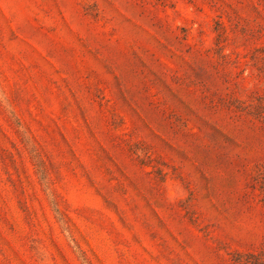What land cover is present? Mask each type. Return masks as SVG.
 Segmentation results:
<instances>
[{
    "label": "rangeland",
    "instance_id": "374dc122",
    "mask_svg": "<svg viewBox=\"0 0 264 264\" xmlns=\"http://www.w3.org/2000/svg\"><path fill=\"white\" fill-rule=\"evenodd\" d=\"M246 262L264 0H0V264Z\"/></svg>",
    "mask_w": 264,
    "mask_h": 264
},
{
    "label": "trees",
    "instance_id": "16d2710c",
    "mask_svg": "<svg viewBox=\"0 0 264 264\" xmlns=\"http://www.w3.org/2000/svg\"><path fill=\"white\" fill-rule=\"evenodd\" d=\"M250 256H253V257H255L254 255H250ZM243 264H249V262H246V263H243ZM250 264H251V262H250Z\"/></svg>",
    "mask_w": 264,
    "mask_h": 264
}]
</instances>
